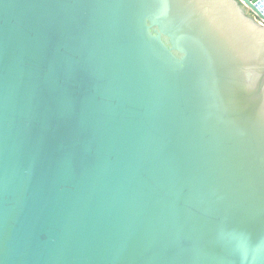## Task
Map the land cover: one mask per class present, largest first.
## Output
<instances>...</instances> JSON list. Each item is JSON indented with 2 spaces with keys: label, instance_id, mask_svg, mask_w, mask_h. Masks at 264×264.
Here are the masks:
<instances>
[{
  "label": "water",
  "instance_id": "obj_1",
  "mask_svg": "<svg viewBox=\"0 0 264 264\" xmlns=\"http://www.w3.org/2000/svg\"><path fill=\"white\" fill-rule=\"evenodd\" d=\"M0 264H264V0H0Z\"/></svg>",
  "mask_w": 264,
  "mask_h": 264
}]
</instances>
